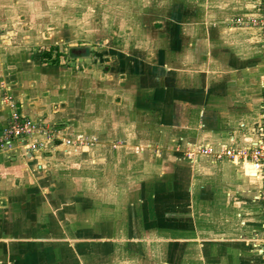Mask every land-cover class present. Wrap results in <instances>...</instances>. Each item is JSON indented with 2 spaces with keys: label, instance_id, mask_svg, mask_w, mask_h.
I'll list each match as a JSON object with an SVG mask.
<instances>
[{
  "label": "crops",
  "instance_id": "crops-1",
  "mask_svg": "<svg viewBox=\"0 0 264 264\" xmlns=\"http://www.w3.org/2000/svg\"><path fill=\"white\" fill-rule=\"evenodd\" d=\"M223 1H176L158 47L109 43L81 68L7 53L14 109L63 129L38 150L0 149V264H264L261 182L247 162L215 156L258 140L264 36L228 23L236 7L260 8ZM17 69L32 73L27 92ZM75 137L87 141L63 142ZM60 159L89 192L71 200Z\"/></svg>",
  "mask_w": 264,
  "mask_h": 264
},
{
  "label": "rangeland",
  "instance_id": "rangeland-1",
  "mask_svg": "<svg viewBox=\"0 0 264 264\" xmlns=\"http://www.w3.org/2000/svg\"><path fill=\"white\" fill-rule=\"evenodd\" d=\"M176 1L184 0H0V105L5 104L2 101L9 97L12 101L15 100V95L7 93L4 88L5 78L11 76L3 72L6 69L7 53L13 54L25 48L40 52L50 45L46 43L48 41L46 39L55 41L58 49L65 53L70 46H87L92 51V56L89 57L94 59L96 58L94 55L100 54L99 52L109 43L115 48L125 49L158 47L160 42L168 36L169 26L165 18L169 17L171 12L169 6L176 4ZM247 1L249 0L229 2H235L234 4L239 6L241 2L243 5ZM256 1L254 2L257 4L259 0ZM226 2L224 0L223 4ZM231 11H236V14L231 15L229 26L249 27L248 30L260 31L258 24L252 25L249 20L251 17L245 15L247 9L236 7ZM261 36L264 34L261 33ZM79 59L83 58L70 59L63 56L60 67L64 69L66 67L71 69L77 65L80 67L82 60L79 61ZM16 71L20 72L17 75V87L27 92L34 82L32 73H26L25 76V73H21L18 69ZM14 74L16 75V72ZM70 74L72 71L71 73L67 71L66 76ZM38 86L36 85V88ZM37 92H40V89H37ZM8 115L7 111L4 117L0 116L3 118L0 126L6 124ZM50 123L51 125L48 126L55 131L63 129L57 120ZM85 140L84 138L83 143ZM73 157L71 155L68 159L74 160ZM62 161L59 160L60 164L57 163L58 160L54 161L52 168L54 171L61 168L59 169L61 174L56 172L55 174L56 177L67 181L71 200L72 196L75 197L80 191L89 192V185L83 184L84 182L80 179H74L68 173L73 165L70 162L64 164ZM3 173V170H0V175ZM5 189H9V185H5ZM72 202L74 203V200Z\"/></svg>",
  "mask_w": 264,
  "mask_h": 264
},
{
  "label": "built area",
  "instance_id": "built-area-1",
  "mask_svg": "<svg viewBox=\"0 0 264 264\" xmlns=\"http://www.w3.org/2000/svg\"><path fill=\"white\" fill-rule=\"evenodd\" d=\"M258 5L260 14L258 17H251L250 23L252 25L258 24L261 33L264 34V0H259ZM5 101L9 102L10 111L6 124L0 128V149L9 148L13 143H17L28 151H34L43 148L47 142L53 140L55 130L48 125L40 124L17 113L11 97ZM260 111L261 117L257 128V143L254 146L244 148L225 147L218 151L215 156L217 158L227 157L230 160L247 162L252 174L261 182V189L256 195L260 203L261 212L259 236L256 240L264 258V80L262 82ZM63 142L66 145L82 144L83 139L82 137L66 138ZM200 151L205 154L210 153L208 148H203Z\"/></svg>",
  "mask_w": 264,
  "mask_h": 264
},
{
  "label": "trees",
  "instance_id": "trees-1",
  "mask_svg": "<svg viewBox=\"0 0 264 264\" xmlns=\"http://www.w3.org/2000/svg\"><path fill=\"white\" fill-rule=\"evenodd\" d=\"M58 45L53 44L39 52L40 62L48 65H59L61 57L70 59L82 58L91 55V50L84 45L70 46L67 52H61Z\"/></svg>",
  "mask_w": 264,
  "mask_h": 264
}]
</instances>
